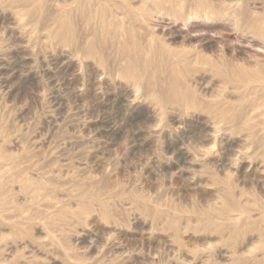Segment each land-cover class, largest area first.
<instances>
[{"label": "rangeland", "instance_id": "374dc122", "mask_svg": "<svg viewBox=\"0 0 264 264\" xmlns=\"http://www.w3.org/2000/svg\"><path fill=\"white\" fill-rule=\"evenodd\" d=\"M0 264H264V0H0Z\"/></svg>", "mask_w": 264, "mask_h": 264}, {"label": "bare ground", "instance_id": "6f19581e", "mask_svg": "<svg viewBox=\"0 0 264 264\" xmlns=\"http://www.w3.org/2000/svg\"><path fill=\"white\" fill-rule=\"evenodd\" d=\"M245 68V67H244Z\"/></svg>", "mask_w": 264, "mask_h": 264}]
</instances>
